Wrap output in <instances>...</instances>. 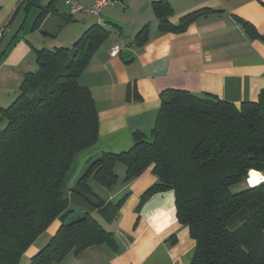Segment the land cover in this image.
Masks as SVG:
<instances>
[{"label": "trees", "instance_id": "1", "mask_svg": "<svg viewBox=\"0 0 264 264\" xmlns=\"http://www.w3.org/2000/svg\"><path fill=\"white\" fill-rule=\"evenodd\" d=\"M29 8L34 0H23ZM53 6L39 7L33 28ZM162 32H182L201 14L200 8L169 21L167 0L152 2ZM250 35L256 31L236 17ZM148 26L135 35L138 46L148 40ZM100 23L87 28L70 49L35 50L38 69L25 73L19 94L0 108V264H19L21 255L56 219L61 221L29 264H52L67 253L117 244L90 214L66 220L72 210L62 184L75 155L97 138V111L78 77L107 36ZM257 36V35H256ZM149 135L132 134L133 145L119 153L91 158L71 189L98 208L103 204L88 179L110 188L114 166H125L124 181L151 168L157 181L140 196L137 208L153 194L172 190L178 223L195 243L191 264H264V180L233 192L249 170L264 174V94L240 105L210 94L168 89ZM122 202H118V205Z\"/></svg>", "mask_w": 264, "mask_h": 264}, {"label": "crops", "instance_id": "2", "mask_svg": "<svg viewBox=\"0 0 264 264\" xmlns=\"http://www.w3.org/2000/svg\"><path fill=\"white\" fill-rule=\"evenodd\" d=\"M50 1L34 0L25 8L23 0H0V28L8 27L0 42V108L16 98L25 73L38 69L35 50L70 49L82 32L98 23L94 15L70 14L65 0H53L39 27L33 28L39 7ZM76 1L89 7L95 0ZM120 1L122 7L113 6V0L100 12L107 36L78 77L95 104L97 138L75 155L61 188L72 210L65 219L90 214L113 234L117 251L95 245L67 253L52 264H191L195 243L188 227L178 223L174 192L153 194L137 208L141 194L157 181L151 168L124 181L125 166L116 163L117 180L110 188L89 178L92 190L103 199L98 208L71 187L91 158L130 149L134 131L149 135L161 104L159 93L164 90L210 94L237 106L257 101L264 94V0H167L173 9L172 24L193 10H212L182 32L158 30L152 10V2L158 0ZM235 16L251 24L257 36L246 32ZM49 20L52 24L46 26ZM144 25L149 37L138 46L135 35ZM114 45L119 51L112 56ZM60 223L56 219L47 227L21 259L29 264Z\"/></svg>", "mask_w": 264, "mask_h": 264}, {"label": "built area", "instance_id": "3", "mask_svg": "<svg viewBox=\"0 0 264 264\" xmlns=\"http://www.w3.org/2000/svg\"><path fill=\"white\" fill-rule=\"evenodd\" d=\"M65 3L67 4L70 14H76L81 12L88 15H94L98 17V23L102 24L103 21L102 19L99 18V14L108 5L113 4V0H95L94 3L89 7H83V5L77 2L76 0H65ZM7 30H8L7 26H3L0 28V42L3 38V35L7 32ZM118 51H119V47L114 45V47L110 51V54L112 56H115V54L118 53Z\"/></svg>", "mask_w": 264, "mask_h": 264}, {"label": "rangeland", "instance_id": "4", "mask_svg": "<svg viewBox=\"0 0 264 264\" xmlns=\"http://www.w3.org/2000/svg\"><path fill=\"white\" fill-rule=\"evenodd\" d=\"M61 1H64V0H59V2H61ZM123 4H124V3L121 2L120 0H115V4H114L113 6H115V7H122ZM102 11H103V10H102ZM102 11H101V13H102ZM101 13H100V15H101ZM51 19H52V18H51ZM49 24H52V20H49V21L47 22L46 26H49ZM18 94H19V93H18ZM4 124H5V121H4V120H3V121L0 120V128H1ZM246 186H249V185L247 184L246 181H243L242 184H238V185H234V186H232V187H231V190H232L233 192H236V191H239V190H241L242 188H244V187H246ZM78 216H80V215H79V214H74L72 217H69V218H68V221L71 220L72 218H77ZM19 264H27V260H26V258H22V259L20 260V263H19Z\"/></svg>", "mask_w": 264, "mask_h": 264}, {"label": "bare ground", "instance_id": "5", "mask_svg": "<svg viewBox=\"0 0 264 264\" xmlns=\"http://www.w3.org/2000/svg\"><path fill=\"white\" fill-rule=\"evenodd\" d=\"M263 180H264V174L252 169L249 170L245 181L247 182L248 185H255Z\"/></svg>", "mask_w": 264, "mask_h": 264}]
</instances>
